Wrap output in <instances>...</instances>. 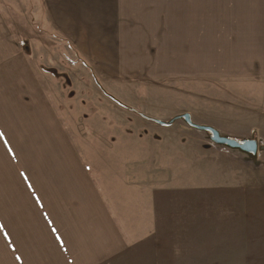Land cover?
I'll list each match as a JSON object with an SVG mask.
<instances>
[{"label":"rangeland","instance_id":"obj_1","mask_svg":"<svg viewBox=\"0 0 264 264\" xmlns=\"http://www.w3.org/2000/svg\"><path fill=\"white\" fill-rule=\"evenodd\" d=\"M0 13L75 140L117 141L126 157L129 143L143 156L138 143L148 141L154 156L160 135L207 136L182 120L162 128L110 96L164 121L189 112L224 135H264V81L244 76L245 63L239 74L212 76L163 74L158 64L168 18L189 35L231 44L240 27L262 31L264 0H0ZM190 47L184 42L180 51ZM182 168L183 189L159 195L156 233L114 264H264V171L250 168L245 181L229 183L205 167Z\"/></svg>","mask_w":264,"mask_h":264},{"label":"crops","instance_id":"obj_2","mask_svg":"<svg viewBox=\"0 0 264 264\" xmlns=\"http://www.w3.org/2000/svg\"><path fill=\"white\" fill-rule=\"evenodd\" d=\"M182 25L168 18L160 36L163 74H239L245 63L244 76L264 81V26L255 35L240 27L228 44L220 35H189ZM10 33L0 19V264H114L156 233L159 195L183 189V165L229 183L245 181L250 168L264 171V151L252 160L208 136L160 135L154 156L144 140L143 156L132 155L135 142L126 157L117 141L75 140ZM184 42L191 44L186 53ZM256 139L264 143L263 134Z\"/></svg>","mask_w":264,"mask_h":264},{"label":"water","instance_id":"obj_3","mask_svg":"<svg viewBox=\"0 0 264 264\" xmlns=\"http://www.w3.org/2000/svg\"><path fill=\"white\" fill-rule=\"evenodd\" d=\"M110 98L115 101L120 106H123L135 113H137L142 118L154 122L158 125H170L176 120H182L185 124H187L189 127L194 128L198 131L205 132L208 136V139L218 145L223 146L225 148H228L230 150L238 151L242 154L247 155L250 159H255L257 157L258 152L264 151V143H260L256 138L254 137H245V138H234L228 135H224L220 133L219 130H217L215 127L208 125V124H201L196 123L192 120V117L189 112H184L181 114H177L173 117H171L169 120H161L149 115H146L142 112H139L135 108L131 106H127L124 103H122L120 100L114 98L113 96H110Z\"/></svg>","mask_w":264,"mask_h":264}]
</instances>
